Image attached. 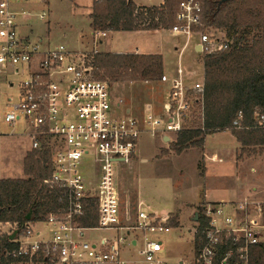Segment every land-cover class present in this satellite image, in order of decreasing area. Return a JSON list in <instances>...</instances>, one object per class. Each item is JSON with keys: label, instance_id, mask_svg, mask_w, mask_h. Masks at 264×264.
<instances>
[{"label": "built area", "instance_id": "1", "mask_svg": "<svg viewBox=\"0 0 264 264\" xmlns=\"http://www.w3.org/2000/svg\"><path fill=\"white\" fill-rule=\"evenodd\" d=\"M44 3L46 0H0V98L3 88L16 90L15 100L4 98L0 124H22L30 150L49 151L51 173L43 183L58 192V206L43 219L30 218L20 225L0 222L1 236L16 232L13 240L8 238L16 245L12 264H126L122 253L136 248L139 239H143L138 250L141 260L133 264H167L161 259L163 242L147 235L181 227H171L168 214L151 212L140 203L132 219L120 196V168L136 157L143 131L140 122L115 98L110 82L96 78L95 54L87 57L64 44L51 45L20 34L21 24L33 16L34 6ZM45 16L44 11L38 13L39 20ZM203 17L199 0H181L171 28L173 35L197 36V53L202 59L230 48L222 32L201 31ZM105 34L94 32L95 42ZM182 75L177 67L173 77H161L168 84L163 114L155 115L149 107L143 112L151 136L176 135L186 127L193 105L201 106L204 79L189 87ZM239 120L241 114L233 125ZM255 122L264 127V115L256 114ZM162 123L163 130H158ZM204 156L205 172L222 174V159L215 153ZM206 196L205 191L204 199L209 202ZM263 203L221 200L218 205L203 206L198 215L208 220L207 227L198 240L199 223L186 232L193 244L191 264H251L252 246H264ZM87 206L95 214L91 227L81 224ZM124 217L130 224L123 222ZM98 231L112 235L87 237ZM177 264L186 263L179 259Z\"/></svg>", "mask_w": 264, "mask_h": 264}, {"label": "trees", "instance_id": "2", "mask_svg": "<svg viewBox=\"0 0 264 264\" xmlns=\"http://www.w3.org/2000/svg\"><path fill=\"white\" fill-rule=\"evenodd\" d=\"M181 0H163L156 7H137L132 0H94L90 27L96 31L168 30L174 25ZM204 27L222 29L230 41L226 51L202 59L203 92L201 125L184 128L176 134L171 151L176 155L189 148H203L206 136L229 131L240 144L241 154L264 149V127L255 122L264 115V0H203ZM208 5V6H207ZM112 83L160 81L163 62L160 55L95 54L94 74ZM241 114V120L233 122ZM164 152H162L163 154ZM166 153V152H165ZM49 151L32 150L23 161V179H0V222L23 224L30 213L32 220L43 219L57 206L58 192L43 183L50 176ZM81 221L95 225L93 208H86ZM198 235L208 220L198 217ZM169 225L178 227L176 217ZM16 245L0 235V264H12ZM251 264H264V246L251 248Z\"/></svg>", "mask_w": 264, "mask_h": 264}, {"label": "rangeland", "instance_id": "3", "mask_svg": "<svg viewBox=\"0 0 264 264\" xmlns=\"http://www.w3.org/2000/svg\"><path fill=\"white\" fill-rule=\"evenodd\" d=\"M135 1L143 5L159 2V0ZM199 1L202 4L204 3L203 0ZM89 2L90 0H74V3H72V0H46V3L34 6V9L31 11L33 16L21 24L19 32L21 35H28L32 40L41 39L43 42L51 45L64 44L68 49L74 52L84 53L87 57L97 53L101 54L99 52L95 53V50L103 51L105 49L104 45L95 42L93 35L90 33L87 17ZM42 11L46 13V16L44 20H39L38 13ZM158 30L168 36L172 35L171 29ZM201 31L209 33H217L219 31L225 34L222 29H217L212 26L203 27ZM188 52L186 51L183 55L182 66L189 65L192 62V58ZM196 60L193 63L194 68H196L199 59L196 58ZM176 63V59L175 62L171 58L166 59L167 67L168 64L175 65ZM197 69L200 72L201 67L198 66ZM102 74L103 71H99V75H96V78L110 82L115 98L123 101V107H127L131 102L133 104L132 106L136 108L150 98H153L154 101L159 100V87H156L157 89L146 87L142 90H133L132 88L128 90L129 94H127V90H125L123 85L117 86L108 78H101L100 76ZM129 86H132V84ZM149 91L155 93L149 94ZM15 94L16 90L14 88L11 90L3 88L0 107L4 109L6 102L4 98L7 96H12L13 100H15ZM129 100L131 101L129 102ZM130 116L139 120L138 122H140L143 131L139 136L136 157L129 165L120 168L121 172L118 182L123 208L127 207L129 209L133 219L135 206L138 202L137 199H139L144 206L149 207V211L151 212L160 213L161 209H165L168 213H163L168 214L171 220L173 217H176L179 224L178 227H181L179 230L181 231L150 233L147 237L157 238V240L159 239L163 242L161 259L165 263L177 264L178 260L182 259L186 264H191L193 244L191 242V236L186 234V232L198 226V212L203 206L208 204L211 206L218 205V203L206 202L204 192L206 191L207 193V201L224 200L226 202L228 199L236 200L238 196H235V198L231 197L229 191L226 190L229 189L232 192L230 188H223L220 183L213 182L208 178L205 187L204 176L207 173L205 172L206 169L204 166L206 163L205 160L207 159H205L204 153H209L204 152V148H189L180 155H176L171 151V143L175 140L176 135L171 133L165 134L166 136H170L169 140L162 139L163 137L161 136H163V133L151 136L143 120L145 118L143 113L137 117L131 111ZM201 118V106L199 104L193 105L185 128L201 125ZM163 124L158 126V130H163ZM23 128L24 126L20 123L14 127L0 124V179L25 178L23 175V161L26 155L32 150H30V140L24 133ZM234 143L235 141L233 142L228 133L218 132L214 137L209 136L206 139L205 146L206 150L210 152L231 149L233 151L235 147ZM162 152L164 153L162 154ZM226 157L225 161H229V163L233 159L231 154ZM235 157V166L233 165L230 170L235 174L232 176L237 177V188L245 189L248 186L255 185L263 189L264 150L259 152L256 148L255 152H251L250 150L246 154H241L238 151ZM228 165L230 167L232 164ZM250 166H254L257 171L251 173L249 171ZM231 171L225 169L222 173L228 172L229 174L225 175L230 176ZM207 176L212 175L208 173ZM246 192H248V188L245 190ZM261 197L263 198L264 194ZM252 207H249V210L250 214L254 216ZM262 210L261 222L264 224V206ZM195 214H197V221L194 220ZM123 222L130 224L131 221L127 222L124 217ZM43 229L42 226L39 227V230L43 231ZM111 235V232L98 231L88 233L87 237L97 239L101 236ZM142 242L143 239H139L136 248H131L130 251H124L122 253L121 256L126 261V264H133L141 260L138 250Z\"/></svg>", "mask_w": 264, "mask_h": 264}, {"label": "crops", "instance_id": "4", "mask_svg": "<svg viewBox=\"0 0 264 264\" xmlns=\"http://www.w3.org/2000/svg\"><path fill=\"white\" fill-rule=\"evenodd\" d=\"M94 0H90L88 8V21H89V28H90V33L93 35L94 31L90 27L91 20L89 18V15L91 14V8H92V3ZM135 6L137 7H153V6H160L163 4V0H159L158 3H153L149 5H143L137 3L135 0H132ZM72 3H74V0H72ZM105 36L100 37L97 39V42L100 43L101 45H104V50L103 51H97L101 54H135V55H160L162 57V62H163V75H165L167 78H171L174 76L175 71L177 67H181L183 71L182 79L183 83L189 87L193 86L195 83L200 82L204 79L203 75V65H202V58L201 56L197 53L198 52V37L193 36L189 39H187L184 35H167L163 34L159 30H154V31H116V32H106L105 31ZM186 51H189L188 54L192 58V62L189 65L182 66V59L183 55ZM173 59V62H175V59L177 61V65L172 64L167 67L166 64V59ZM196 58H198V64H196V68L193 67L194 61H197ZM200 66L201 70L197 69V67ZM199 77V79H197ZM117 86L123 85L125 87V90H127V94H129V89L133 90H142L146 87H151L153 89H157L156 87H159L158 91V101H154L153 98H150L149 100L144 101L141 106L139 107H134L131 104V100H129L130 105H127V107H124L126 110L129 111V114H131V111H133V115L135 116H140L143 112H145V109L147 107L151 108L153 113L155 115H161L163 114V105L166 101L167 98V92H168V84L161 82V81H156V82H149V81H140V82H134V83H129V82H118L115 83ZM127 84V86H125ZM132 84V86H129ZM124 93V92H122ZM155 93L152 91H149V94ZM124 105V103H123ZM224 133H228L229 137L235 141L234 145V150H224V151H214L210 152L206 150V139L209 136L205 137L204 141V152L208 153H215L217 154L223 161V170L227 169L231 171L232 166H235V156L236 152L240 151V144L236 141V139L231 135L230 132L225 131ZM217 134V133H215ZM214 135H211L210 137H214ZM163 137L162 139H164ZM168 140L170 139V136H167ZM229 154L232 155V160L227 162L225 161L226 156H229ZM228 164H232L229 165ZM236 168V167H235ZM236 170V169H235ZM237 171V170H236ZM249 171L251 173H255L257 169L254 166H250ZM206 175L210 173L212 176H206L208 179H211L213 182L220 183L223 188H230L232 192L229 189H226L229 191V194L231 197L235 198V196H238L236 200H231L228 199V201H233V202H242L244 200H249V203H262L264 197L262 198L261 196L264 194V188L258 187L255 185H251L246 187L245 189H240L237 188V177L232 176L235 175L233 172H230V176H227L225 174H229L228 172H224L222 174H218L212 171H206ZM225 175V176H224ZM248 192L245 193V190ZM207 194V193H206ZM243 194V195H241ZM241 195V196H240ZM138 202L140 203L143 207H148L144 206L139 199H137ZM241 200V201H239ZM221 201V200H220ZM220 201H209L211 203H219ZM224 201V200H223ZM149 208V207H148ZM160 212H167L165 209H161Z\"/></svg>", "mask_w": 264, "mask_h": 264}, {"label": "water", "instance_id": "5", "mask_svg": "<svg viewBox=\"0 0 264 264\" xmlns=\"http://www.w3.org/2000/svg\"><path fill=\"white\" fill-rule=\"evenodd\" d=\"M226 1H228V0H220V2H226ZM197 47H198V45H197ZM164 140H168V138H164ZM30 218H31V214L28 213V214L25 216V219H26V220H30ZM194 220L197 221V214H195V218H194ZM15 234H16V232L12 233L8 238H9L10 240H13L14 237H15Z\"/></svg>", "mask_w": 264, "mask_h": 264}]
</instances>
